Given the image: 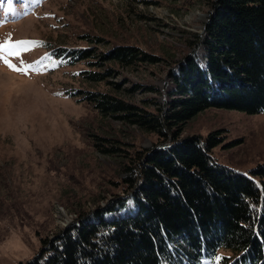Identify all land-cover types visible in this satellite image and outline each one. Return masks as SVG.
Instances as JSON below:
<instances>
[{"label":"rangeland","instance_id":"rangeland-1","mask_svg":"<svg viewBox=\"0 0 264 264\" xmlns=\"http://www.w3.org/2000/svg\"><path fill=\"white\" fill-rule=\"evenodd\" d=\"M216 0H0V44L31 41L30 50L0 58V264H26L79 217H93L126 196L125 169L135 154L161 144L156 133L105 115L86 97L111 94L155 111L171 101V70L192 51ZM120 46L158 58L105 62ZM90 52V54L88 53ZM203 47L195 53L203 57ZM99 72L103 80L90 75ZM218 132L210 150L220 166L245 174L264 164V111L207 108L184 125L183 136ZM165 143V142H164ZM116 148L114 153L106 150ZM106 213L126 217L136 205ZM232 256L231 251H219Z\"/></svg>","mask_w":264,"mask_h":264},{"label":"trees","instance_id":"trees-1","mask_svg":"<svg viewBox=\"0 0 264 264\" xmlns=\"http://www.w3.org/2000/svg\"><path fill=\"white\" fill-rule=\"evenodd\" d=\"M213 2L204 36L195 35L192 51L171 70L174 88L166 105L149 112L111 94L86 97L101 113L156 133L161 144L139 150L125 167L124 198H112L93 217H79L43 240L26 264H264V164L253 170L261 187L214 160L210 150L223 140L218 132L206 141L181 136L185 123L207 108L264 111V0ZM197 45L202 58L194 52ZM101 58L118 65L158 60L131 46ZM130 200L134 212L105 217Z\"/></svg>","mask_w":264,"mask_h":264},{"label":"snow or ice","instance_id":"snow-or-ice-1","mask_svg":"<svg viewBox=\"0 0 264 264\" xmlns=\"http://www.w3.org/2000/svg\"><path fill=\"white\" fill-rule=\"evenodd\" d=\"M36 42L31 41H17L15 43L9 40L5 41L4 43L0 44V58L3 59V62L13 71L17 72H24L27 73L29 69L32 68V65H27L25 67H17L16 64H13L9 57L16 56L19 57L22 51L30 50V45H34ZM220 257H217V261Z\"/></svg>","mask_w":264,"mask_h":264}]
</instances>
